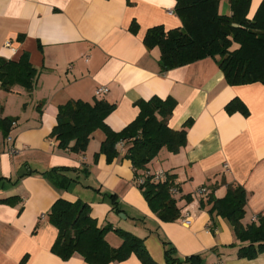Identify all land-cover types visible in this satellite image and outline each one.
I'll list each match as a JSON object with an SVG mask.
<instances>
[{"label":"crops","instance_id":"crops-1","mask_svg":"<svg viewBox=\"0 0 264 264\" xmlns=\"http://www.w3.org/2000/svg\"><path fill=\"white\" fill-rule=\"evenodd\" d=\"M263 1L251 0L250 19ZM175 8L176 0H0V57L18 61L26 54L37 70L31 92L19 85L6 92L0 82V119L16 123L10 131L13 143L0 127V264H88L79 254L63 260L53 253L58 230L49 213L59 199L86 202L99 226L111 223L143 238L158 264H167L164 242L182 264H264V254L239 258L245 244L231 224L212 217L211 206H200L212 191L222 199L229 185H241L247 191L243 223L264 215V84L231 86L212 58L163 73L161 50L147 49L144 39L153 27H182ZM220 12L232 14L228 1L221 2ZM133 22L136 32L130 29ZM101 87L109 92L97 96ZM155 96L177 101L172 129L193 121L187 146L179 154L162 149L147 171L176 177L179 193L174 197L182 217L172 223L150 209L125 158L127 143L117 145L119 156L108 163L100 154L106 138L101 130L79 155L50 138L59 107L70 100L115 104L105 122L121 132L139 115L135 103ZM235 98L247 106L248 117L226 112ZM11 147L17 155L9 153ZM81 183L88 190L86 199L77 193ZM201 188L208 190L206 196L197 194ZM104 191L119 200L125 220L110 205H92ZM5 199L13 200L1 201ZM107 240L113 247L122 244L114 232ZM193 256L200 259L189 261ZM112 264L143 263L132 255Z\"/></svg>","mask_w":264,"mask_h":264},{"label":"trees","instance_id":"trees-1","mask_svg":"<svg viewBox=\"0 0 264 264\" xmlns=\"http://www.w3.org/2000/svg\"><path fill=\"white\" fill-rule=\"evenodd\" d=\"M222 1L229 2L231 15L220 12ZM250 6L251 0H176L174 12L180 18L182 27L169 31L163 26L153 27L147 31L144 43L149 50L156 47L161 50L160 67L163 73L212 58L217 60L229 85L264 84V1L252 19L249 18ZM130 29L136 32L138 24L133 22ZM36 77L37 70L28 55H23L18 61L0 57L1 88L6 92L17 85L31 92ZM177 104L173 97L161 99L155 96L147 101L140 100L135 103L140 110L138 117L121 132H115L105 122L116 109L115 104L104 99H96L92 104L70 100L59 107L58 123L50 138L62 150L82 153L87 150L93 134L101 130L106 138L100 154L107 157L108 163L119 156L117 145L122 141L127 143L125 158L132 163L136 179H144L139 188L150 209L161 221L176 222L182 214L171 193L172 187H178L175 175L167 173L165 182L156 183L146 173L162 149L179 154L187 146L188 128L193 121H187L181 130L169 126ZM225 110L230 115L240 112L248 117L250 114L239 98L230 101ZM13 122L9 118L0 119L6 138ZM110 197L112 210L117 214L123 213L116 196ZM206 197V201L200 202L201 208L211 206L210 215L226 219L237 240L245 244L239 249V258L253 260L264 254V215H259L256 222L243 223L247 205V191L243 186L229 185L222 199L216 198L213 191ZM12 200L1 201L10 203ZM49 218L58 230L52 250L63 260L79 254L88 264H112L127 261L135 255L143 264H158L143 238L117 229L111 223L99 226L91 215V206L86 202L71 203L59 199L53 205ZM110 232L122 240L119 247H113L108 242L107 234ZM164 245L167 264H182L173 257L170 244L164 242ZM199 259L193 256L189 261Z\"/></svg>","mask_w":264,"mask_h":264},{"label":"built area","instance_id":"built-area-1","mask_svg":"<svg viewBox=\"0 0 264 264\" xmlns=\"http://www.w3.org/2000/svg\"><path fill=\"white\" fill-rule=\"evenodd\" d=\"M175 13V12H174ZM6 46L7 47H11V42H7L6 43ZM109 92V89L108 88H106V87H101V88H99L97 91H96V95L97 96H102V95H104V94H107ZM15 125H16V123L15 122H13L12 123V128H14L15 127ZM7 139V142L8 143H13V136L11 135V133L8 135V137L6 138ZM118 145H121V146H123L124 145V142L122 141V142H120ZM9 153L11 154V155H17V153H18V151H17V149H15L14 147H11L10 148V150H9ZM146 175L147 176H152L153 177V179H154V182H156V183H160V182H165L166 180H167V174L166 173H164V172H158V173H156V174H150V173H146ZM138 184L139 185H143L144 184V179H139L138 180ZM171 193L173 194V196H176V195H178V193H179V189H178V187H172V189H171ZM197 194L198 195H203V196H206L207 194H208V190L206 189V188H201V189H199L198 191H197ZM254 220L256 221L257 220V218H254ZM215 264H223L221 261H217Z\"/></svg>","mask_w":264,"mask_h":264},{"label":"rangeland","instance_id":"rangeland-1","mask_svg":"<svg viewBox=\"0 0 264 264\" xmlns=\"http://www.w3.org/2000/svg\"><path fill=\"white\" fill-rule=\"evenodd\" d=\"M100 132V131H99ZM89 146H90V143H89V145H88V147H87V150H88V148H89ZM87 150L85 151V152H87ZM72 153H74V154H83V153H85V152H82V153H77V152H74V151H71ZM95 161L97 162L98 161V157H96V158H94V161H93V158H92V163H90V165H92L93 166V163L95 164ZM154 164H155V162H154ZM135 180H136V177H135ZM84 182V181H83ZM76 189L78 190L77 191V193H78V196H80V197H82V198H85L86 199V196H87V191L88 190H86L87 188H84V184L83 183H81L80 185H79V187H78V185H76ZM86 187V186H85ZM73 189L74 188H71V190L73 191ZM86 193V194H85ZM104 195L103 196H101L100 197V195H98V199H96L95 201H93V206L95 207L96 206V208H99V207H103L104 205H110V206H112V200H111V195H113L111 192H108L107 193V191H104ZM90 195H92L91 193H90ZM96 197H97V195L96 194H94ZM105 196V197H104ZM104 198V199H103ZM91 200H94V199H92L91 198ZM119 201V200H118ZM83 202V201H82ZM121 205V204H120ZM105 214L106 213H102V218H104L105 217ZM119 218H121V219H123V220H125V218L124 217H121V215L119 214ZM124 230V229H123Z\"/></svg>","mask_w":264,"mask_h":264},{"label":"water","instance_id":"water-1","mask_svg":"<svg viewBox=\"0 0 264 264\" xmlns=\"http://www.w3.org/2000/svg\"><path fill=\"white\" fill-rule=\"evenodd\" d=\"M121 215V217H124L125 218V215L124 214H120Z\"/></svg>","mask_w":264,"mask_h":264}]
</instances>
